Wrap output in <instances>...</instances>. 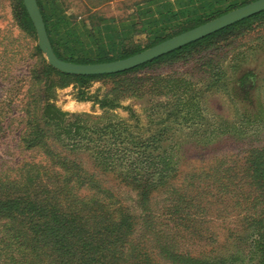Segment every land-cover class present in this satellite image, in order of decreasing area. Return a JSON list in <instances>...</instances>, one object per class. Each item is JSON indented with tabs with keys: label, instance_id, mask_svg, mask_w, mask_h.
I'll return each mask as SVG.
<instances>
[{
	"label": "rangeland",
	"instance_id": "1",
	"mask_svg": "<svg viewBox=\"0 0 264 264\" xmlns=\"http://www.w3.org/2000/svg\"><path fill=\"white\" fill-rule=\"evenodd\" d=\"M55 1L74 22L110 26L105 42L118 54L160 44L152 35L157 30L166 41L197 25L182 18L162 24L163 6L170 2L177 12V0ZM17 2L0 0V188H14L13 196L21 193L32 205L13 217L20 239L0 233V264H20L19 250L6 247L18 242H40L45 254L32 259L53 260L55 250L53 258L62 255L70 264H264L256 248L264 243V18L83 90L72 79L52 78V105L85 125L127 124L139 144L168 129L161 143L173 168L167 178H144V172L125 178L126 167L104 169L93 145L74 153L54 142L51 149L28 147L25 138L41 115L47 60L37 52V34L19 23ZM86 44L82 54L93 58L95 49ZM105 99H118L116 107L101 108ZM166 102L171 110L165 112ZM58 161L85 178L58 187L69 180L54 178L64 174ZM133 179L156 184L144 195ZM66 191L84 203L63 205ZM31 225L45 234L35 237Z\"/></svg>",
	"mask_w": 264,
	"mask_h": 264
},
{
	"label": "trees",
	"instance_id": "2",
	"mask_svg": "<svg viewBox=\"0 0 264 264\" xmlns=\"http://www.w3.org/2000/svg\"><path fill=\"white\" fill-rule=\"evenodd\" d=\"M154 1L156 0H152V2ZM254 1L257 0H231L226 4L223 0H177V12L173 10L172 5L168 2L167 5L163 6V9H165V15L162 14V12L160 15L162 16V24L166 21L174 23L179 18H182L188 19V23H196L197 27ZM37 2L44 18L50 43L56 56L60 60L74 64L89 65L108 63L131 57V55L121 53L118 54L115 50L116 48L113 46L115 44H113L112 41L106 44L105 40L108 39L109 36L105 37L104 34L106 33L109 35L108 31L110 26H103L101 23L90 27L85 22H74L71 18L67 17L64 12H62L55 0H37ZM16 17L25 31L35 35L36 31L25 8L24 0H18L17 2ZM262 18H264V12L226 28L201 41L190 44L180 50L154 60L153 62L147 63L139 68L115 75L71 76L55 70L45 60L42 61L43 67L41 75L43 78L41 81L44 84V88L41 90L39 99H37V103L42 105L41 115L40 118L33 122L31 134L25 138V141L28 143V147H46L47 149H51V144L54 142L63 144L64 147H70L72 153H74L75 150L80 149L79 147L83 143H86V147L88 148L93 145L95 148L93 153L103 162L102 164L106 171H113L116 173L117 170L115 169H125L126 167L125 173L121 175L125 178H139L141 175L140 173L142 172L145 173L144 178H153L156 175H159L160 178H167L168 173L173 171L171 165L166 161L169 157L168 151L167 149H163L161 146V143L166 141L164 140V137L167 134V128L160 130V132L151 136V138L146 140V142L139 144L135 134L136 131L133 127L128 126L127 124H112L108 122V124L94 127H91L88 124L85 125L86 121L83 120L82 117L68 115L52 105L51 98L49 97V91L53 87L52 78L57 77L60 80L72 79L83 90L95 80L112 78L147 68L158 62L191 50L209 40L223 35H228L234 30L248 26L261 20ZM153 22L156 27L159 26L160 22L158 20H154ZM173 27H176V25ZM169 28L170 27L167 28L166 26L164 27V30ZM160 31L162 30H157L152 33L157 43H162L164 42L163 40H165L161 38ZM87 41H90L89 45H92L95 49L93 58H89L82 54V51L85 49L83 47L87 48ZM107 47H111L112 49L107 51ZM37 52L41 54L38 47ZM112 53H115V55L112 56ZM137 53L139 54L141 51ZM117 100L118 99H116V101ZM116 101L105 99L104 102L101 103V108L111 110L116 107ZM187 105L190 104L186 103L185 107H187ZM169 106L170 103L166 102L163 104L162 109H164L165 112L169 109L171 110V107ZM149 113L148 117L153 119L152 117L156 114L155 110L151 108L149 109ZM155 117H157V115ZM161 150H163L162 153L156 154ZM58 164H60L62 167L61 169L64 170V174L61 175L59 172H56L54 178H69L68 181H64L63 183L59 181L58 187H62L64 183L67 182L69 184L72 182L73 178H85L82 176L83 172L80 171L79 168L76 169V172H71V170L75 169V165L72 164L66 167V163H61L60 161H58ZM55 166L57 165L55 164ZM55 168L56 167L53 169ZM32 169H35V167ZM133 181L140 184L139 189H142V194L146 193L151 185L156 184V182L153 181H151V184H148V182H139L137 179H133ZM68 184H66V187ZM13 189L14 188H7L4 190V188H0V193H2L3 197V200L0 199V227L2 228L0 233H3L4 236L5 233H7L11 239L14 237L20 239L24 233L20 231L14 232L12 223L16 220L15 218L13 219V217H15L16 214L22 215L24 207L26 205H32V202H25V197L20 196L21 193L13 196V193H11ZM76 197L77 196H73L70 192H67V194H64L62 199L59 201L62 202L63 205L70 204V201H74V199L78 201L81 200L82 204L84 203V200ZM74 203L76 202L74 201ZM28 230H30L35 237L36 235L42 237L45 234L42 230L34 228L32 225L28 227ZM25 236H28V234H25ZM261 239L264 240V235ZM21 244L18 242L12 246H6L8 247L7 249L11 250L13 253L16 252V250H19L17 252L21 257L20 264H70V262L66 261V258L62 255H57L53 258L56 253L55 250L52 251V256L50 254L53 260L43 261L38 259V257H34V259H32V256H30L32 253L45 254V252L41 251L42 247L40 242H29L28 246ZM256 248L261 253H264V243ZM10 264H16V262H11Z\"/></svg>",
	"mask_w": 264,
	"mask_h": 264
},
{
	"label": "water",
	"instance_id": "3",
	"mask_svg": "<svg viewBox=\"0 0 264 264\" xmlns=\"http://www.w3.org/2000/svg\"><path fill=\"white\" fill-rule=\"evenodd\" d=\"M24 5L34 25L38 46L48 64L71 76H104L128 72L264 12V0H257L126 59L82 65L62 61L56 56L37 0H24Z\"/></svg>",
	"mask_w": 264,
	"mask_h": 264
}]
</instances>
